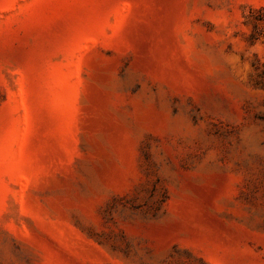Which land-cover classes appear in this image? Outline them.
<instances>
[{"label":"rangeland","instance_id":"1","mask_svg":"<svg viewBox=\"0 0 264 264\" xmlns=\"http://www.w3.org/2000/svg\"><path fill=\"white\" fill-rule=\"evenodd\" d=\"M254 17L264 0H0V264H264Z\"/></svg>","mask_w":264,"mask_h":264},{"label":"trees","instance_id":"2","mask_svg":"<svg viewBox=\"0 0 264 264\" xmlns=\"http://www.w3.org/2000/svg\"><path fill=\"white\" fill-rule=\"evenodd\" d=\"M254 18H255V20H256L257 22L264 21V18H263V17H254ZM252 38H253L254 40H257V39L259 38V34H258L257 32H254V33L252 34Z\"/></svg>","mask_w":264,"mask_h":264}]
</instances>
